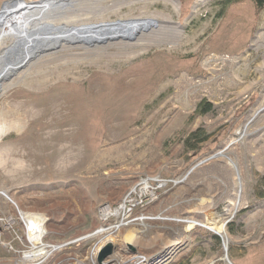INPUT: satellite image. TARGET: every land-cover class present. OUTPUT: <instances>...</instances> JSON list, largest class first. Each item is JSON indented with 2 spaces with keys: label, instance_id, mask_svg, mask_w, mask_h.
<instances>
[{
  "label": "rangeland",
  "instance_id": "obj_1",
  "mask_svg": "<svg viewBox=\"0 0 264 264\" xmlns=\"http://www.w3.org/2000/svg\"><path fill=\"white\" fill-rule=\"evenodd\" d=\"M9 1L0 0V11ZM21 1L37 4L43 0ZM179 1L178 15L166 3L108 0L95 15L112 21L151 18L154 23L137 34L143 36L137 41L113 43L90 55L82 48L50 51L42 56L46 63L34 61L4 83L0 124L13 128L0 131V193L10 195L24 215L44 219L45 234L40 242L32 239L34 247L62 246L51 251L48 260L33 264L95 263L93 250L101 249L106 238L78 240L119 223L114 217L102 220L101 210L117 208L141 180L164 186L158 189L154 205L136 210L131 217L143 216V222L129 224L138 242L162 235V219L179 213L188 207L186 202L201 199L210 190L226 195L225 203L216 209L222 212L234 201L240 178L245 205L235 215L228 213L234 222L239 221V230L233 235L226 231L231 242L227 252L218 238L217 258L223 260L225 254L248 248L253 235L245 224L264 212L258 205L264 188V111L255 119L251 115L264 106V9L257 11L251 0L226 6L221 3L228 0H204L200 5L199 0ZM95 15L74 20H94ZM174 37H179L177 46L168 44ZM151 40L154 43L147 52L121 57ZM73 52L85 56L60 57ZM203 103L211 104L212 110L200 115L196 109ZM249 116L254 122L236 142ZM198 131L209 139L193 150L186 140ZM231 138L235 140L225 159L207 162L187 175L198 161ZM0 216L4 219L0 223V264H17L21 257L17 252L28 251L24 227L28 220L1 194ZM206 217L207 228L199 231L201 236L208 227L217 229L222 224ZM127 227L110 235L118 257L116 262L106 259V264L127 262L134 256L119 246ZM200 238L188 235L185 245L166 249L168 254L158 256L159 261L154 255L161 247L160 239L141 255L153 257L155 264L173 260H177L174 264H191L193 255L209 257L214 252L208 243L197 249ZM255 254L261 258L262 252ZM249 260L254 263L241 257L236 262H258L257 257Z\"/></svg>",
  "mask_w": 264,
  "mask_h": 264
},
{
  "label": "bare ground",
  "instance_id": "obj_2",
  "mask_svg": "<svg viewBox=\"0 0 264 264\" xmlns=\"http://www.w3.org/2000/svg\"><path fill=\"white\" fill-rule=\"evenodd\" d=\"M48 1L49 0H43L40 2H34L37 4H26V3L22 2L21 0H11L7 4L5 3L6 5H4L2 10L0 11V68H1L0 73H4V72L8 73V72H12V71H16L18 73L21 69L25 68L26 66H30L34 61L40 62V63L41 62L42 63L47 62V61H43L42 57H40L39 59L34 60V61H31V59H28L20 69H16V68L12 69L13 67L11 66V63H4L6 54L4 53L3 48H1L3 46V44L9 40H10L9 45L14 44V47H15L14 53H16V54L20 51V49L24 50V48H26L24 51H27V49H29V46L32 45L34 42H38V43L42 42V43H45L42 45V47L45 50H42L40 52V54L46 55V54L50 53V51L52 52L53 50H56V49H61V50L69 49L70 50L73 48H82V49H84V51L86 53H88V55H90V54H93L94 52H97V50L101 51L102 49H105L106 46H110L113 43H115L117 45L118 44L121 45L123 43L122 45H124L128 42H131V41H137L136 40L137 38L143 37L140 34L139 35H137V34L139 32L143 33L144 31L149 30L151 28L152 24L154 23L153 19H148V20L144 19V20L137 21L136 24H128V25L124 24V25H119L116 27L115 26L114 27H108V29H106V30H111V32H110L111 38L101 40V38H100L101 35L99 36L98 34L96 37H90L91 39L94 40V46H92V47L91 46L90 47L84 46V45H82V43H79V42L69 43L68 41L72 40V39H78L79 40V37L77 36L78 34H76V33H73L70 35H65V36L61 35L60 37L55 38L53 40H50V39H40V40L35 39V40H33L34 38H38L40 36V33L31 30L34 26L33 23L41 20V19H39V17L42 18L46 14L45 11L48 8ZM202 1H204V0H199L197 2V4H199V5L202 4ZM197 4L195 5V9L198 7ZM174 10L176 12H178L176 7H174ZM159 23H161V22H159ZM167 24H168V26L174 25L179 30L182 29V27L177 23L168 22ZM160 29H161V27H160ZM130 32H132V34ZM134 32H137V33H134ZM81 34H83V33H81ZM81 34H79V35H81ZM132 37H133V39H131ZM178 39H179V37H174L172 39H169L168 41H170V42H168V44L171 46H177ZM158 41L159 40H156V42H158ZM152 43H154V40L147 41L145 43L143 42V44L142 45L139 44L137 46V49H135L134 51L123 52L122 53L123 55L121 54V57L129 59V57H133L136 55H140L144 52H147V50L149 49V47L151 46ZM255 43H258V37H257ZM174 44H176V45H174ZM22 45L24 46L23 48L21 47ZM96 54H99V53H96ZM101 55L109 56L108 54H102V53L100 54V56ZM59 56L57 58H59ZM63 56H69V57L72 56V58L74 57L76 59L79 57H83L85 55L73 52V53L62 54L60 56V57H62L61 59H63ZM262 69H264V66L262 67ZM13 81H14V79L12 80V82ZM263 111H264V106H262V108H260L257 113L255 110L251 115L253 116V114H255V116L253 117L255 119ZM252 116H249V118L247 119L245 125L243 126L242 134L236 140V142H239L242 139V137L244 136V134L246 132L247 127L254 122L253 120L250 121ZM3 127H4V125L0 124V131H2V130L8 131V130L13 128V126H11V125H8L7 127H4V128ZM18 127H21V125H19ZM234 140H235L234 138H231L225 146H223L222 148H220L216 152H214V154H216V156L211 161L215 160L214 162L218 163V162H216L217 160L220 161V160L225 159L224 156L228 155L227 153L229 152V150L231 148L230 145L232 144V141H234ZM226 147H228V148L226 149ZM230 154H231V152H230ZM227 161L229 162L228 159H227ZM222 164H224V163H222ZM235 188H236V189H234L235 198L233 199L234 201L230 202L229 204L226 205V210L231 215H234V213L238 212L245 205V201L243 199L244 189H243V185L241 183L240 178L238 181V185ZM225 191H226V189H225ZM0 194L2 195V197L3 196L6 197L8 203H10L11 205H15L17 207L18 215H20L22 218H27V220H28L26 223H24V227H25V231H26V238L29 242V243L27 242L26 246H29V247H27L28 251L17 252V254H19L21 256L20 260L17 261V264H33L34 262H39L43 259L48 260L52 255L51 251H53L54 249H57V251L62 249L61 248L62 246L57 247V246H50V245H38V246L34 247V244H33L34 241L32 239L38 240L40 242L41 237L44 236V234H45L44 229H43L42 224H41V222L43 223L44 219L42 217H36L34 215H24L22 212L19 211L18 205L14 202V199L10 195H8L7 193H5L4 195H3V193H0ZM226 194H227V191H226ZM226 198L227 197L223 192L214 194V192H212L210 190L209 193L202 195L201 199L200 198L197 199V197L192 199L191 201H197V202L186 207L185 209H182L177 214H174L170 217L164 218L165 224L163 225L164 227L162 228V230L164 231V232H162V235H157V236L151 237L149 240L140 241V242L136 241L134 239V236L132 235V231H131L132 229H130V225H128V223H127V225L121 224L124 222H121V223L116 224V225H109L104 229L102 228L101 230H97L96 232L89 234V235H86V236L80 238L79 240L78 239L77 240L78 241H84L87 239H92V238L103 236V239L106 238V240H105L106 245L108 243L112 244L111 242L114 240L110 237V235L118 234L120 229L128 226L127 228L123 229L122 237H120L121 243L119 246H120V249L122 251L127 252L126 251L127 249L129 251L128 246L131 245L135 249V253H132V254H134V256L131 257L127 262L123 261L121 263V261H118V264H129V262H131V261L132 262L130 264H155L154 263L155 261L154 262L152 261L153 257L148 258L147 256L141 255V253L150 251L155 246L156 242L160 239L162 241V243H161V247H160L159 251L157 252V254L154 255L155 256L154 258L156 259V258H158V256L164 255V253L167 252V250H165V249H167L168 247L172 248V247H175L178 244H180L181 241L183 240V238L185 237V232L188 229L193 228V227L207 228L206 222H205V220H206L205 217H206L207 212L215 209L219 203L223 202L224 200H227ZM224 203H225V201H224ZM186 204H187V202H186ZM117 212L118 211L113 212V213L117 215ZM101 215H102L103 220L107 219V216H109L108 210L104 209L102 211ZM142 217L143 216L141 215L139 218H137V220L140 219L141 220L140 222H143ZM7 220H8V223H11L13 219L9 218ZM22 225H23V223H22ZM208 230H211L212 232L219 234L223 238V240L225 242L224 250L227 252V247H228L227 243L229 242V239H228V236L226 235L224 224L222 223L219 227H217V229H211L208 227ZM169 234L170 235L172 234V235L170 236ZM105 244H103L102 247L106 246ZM101 249H99L98 251L93 250L94 252L92 253L91 260H95L98 252ZM114 250H115V248H114ZM113 255H114V253H113ZM117 257L118 256H115V255L113 257L111 256V258H112L111 262H116ZM114 258H116V259H114ZM118 260H119V258H118ZM157 260H159V258ZM92 264H95V263H92Z\"/></svg>",
  "mask_w": 264,
  "mask_h": 264
},
{
  "label": "water",
  "instance_id": "obj_3",
  "mask_svg": "<svg viewBox=\"0 0 264 264\" xmlns=\"http://www.w3.org/2000/svg\"><path fill=\"white\" fill-rule=\"evenodd\" d=\"M107 1L108 0H49L48 8L45 11L46 14L42 18L39 17V19L41 20L33 23L34 26L31 30L40 33V36L38 38H34L33 40L35 39L53 40L55 38L60 37L61 35L65 36L76 33L78 34L77 36L79 37V40L72 39L68 41L69 43L79 42L82 43V45L84 46L92 47L94 46V40L91 39L90 37H96L98 34L99 36L101 35L100 36L101 40L111 38L110 36L111 30H106L108 29V27H114V26L116 27L124 24L126 25L136 24V22L139 20L149 19V18L125 17V19L119 18L117 20L112 21L109 19H104L98 15H95L99 12V10L102 9L103 5ZM151 1L153 3L169 4L173 8V10L174 7H176L178 11L176 13L179 15V10H180L179 0H151ZM117 3H115V5H117ZM92 15H95L94 20H90V19L74 20V18H84ZM130 33L132 34V32ZM131 39H133V37ZM9 44L7 47L4 46L3 48V51L6 54L4 63H11V66L13 67L12 69L14 68L20 69L28 59L34 61L45 55V54H40L42 50H45L42 47V45L45 43L42 42L41 43L34 42L32 45L29 46V49H27V51H24L26 48H24V50L20 49V51L17 54L14 53V49H15L14 44L12 45ZM21 47L23 48L24 46L22 45ZM107 47L108 46H106L105 48ZM16 73H17L16 71H12L8 73L6 72L0 73V94L4 89L3 88L4 83L7 82ZM227 148L228 147H226V149ZM215 156L216 154L213 153L209 157L198 161L190 169L187 175L199 169L207 162H210L213 158H215ZM229 162L231 164L232 169L236 170V165L230 160ZM214 166L217 167L215 164ZM196 202L197 201L189 200L187 204L188 206H190ZM236 213H234V215ZM128 248L131 253H135V249L133 248V246L129 245ZM113 253H114V246L108 243L106 246L102 247V249L98 252L97 257L95 259L96 260L95 263L106 264L105 263L106 259L113 256ZM223 260L227 264H231V262L227 258V254H225Z\"/></svg>",
  "mask_w": 264,
  "mask_h": 264
},
{
  "label": "crops",
  "instance_id": "obj_4",
  "mask_svg": "<svg viewBox=\"0 0 264 264\" xmlns=\"http://www.w3.org/2000/svg\"><path fill=\"white\" fill-rule=\"evenodd\" d=\"M261 191L263 192V194L260 193L258 195V205L260 206V208H262V207L264 208V188H262ZM218 208H219V206H218ZM218 208L216 207L214 210L208 211L206 214V216H207L206 218L209 219V221L213 222V223H217V224L223 223L224 226L226 227L225 232L227 231L228 233H230L232 235L235 234V232H237L239 230V221L234 222L233 217L232 218L229 217V215L227 214L228 212L225 211L226 209L222 210V212H220L219 210L216 211V209H218ZM263 213H264L263 211H262V214L259 212V215L257 216L256 220L255 219L247 220L248 222L245 225H247L248 229H250V228L252 229L253 238L251 241H249L247 243L248 248L244 247L245 250L235 251V252H231V253L227 254V258L231 262V264H239L236 262V259L240 258V257L243 258L244 260L247 259L248 261H250L249 259H256V257H257V259H258L257 264H264V216H263ZM164 220L165 219L162 220L163 223H164ZM201 230H203V228L198 227L192 231L193 233L190 232V233L186 234L185 237L183 238V240L181 241V243L178 245H181V246L185 245V243L183 241L186 240L188 235L198 234L201 237L200 238L201 243L196 244L197 249L201 250L207 243L212 245L215 249H214V252L211 253V256H209V257H207V255H205V256L200 255V257H196L195 255H193L191 264H224V263H226V262H224V260L217 258V255L219 254V251H220V242L218 241V238H221L222 240H223V238L220 237L219 234H216V233H214L208 229H207L208 231L206 230V232H204L205 235L201 236L202 232L199 234V231H201ZM228 239H229V236H228ZM202 242H204L205 244H202ZM223 242H224V240H223ZM182 243H184V244H182ZM224 244H225V242H224ZM228 244H231L230 240L227 243V246H228ZM167 249L170 250L171 247H168ZM260 251L262 252L261 258H260V255L256 256V254H255V252H260ZM176 262H177V260H173L172 262L168 261L165 264H170V263L174 264ZM251 263H254V262H251Z\"/></svg>",
  "mask_w": 264,
  "mask_h": 264
},
{
  "label": "built area",
  "instance_id": "obj_5",
  "mask_svg": "<svg viewBox=\"0 0 264 264\" xmlns=\"http://www.w3.org/2000/svg\"><path fill=\"white\" fill-rule=\"evenodd\" d=\"M162 186H164V184L152 186V184L148 183L147 180H141L137 185H135L130 191L126 193V195L123 197L122 202L117 208H114L112 210L109 206L104 207L100 212V216L102 217V211L104 209H107L109 214L107 218L114 217L116 219H119V223L124 222L121 224L127 225L128 223L129 225L135 222L138 218H131L136 210L139 209V211H145L155 204L156 200L158 199V189ZM116 211H118L117 215L113 213ZM1 217L2 216H0V223L4 222L3 217ZM105 220L106 219H104V221ZM166 254H168V252L164 253V255Z\"/></svg>",
  "mask_w": 264,
  "mask_h": 264
},
{
  "label": "trees",
  "instance_id": "obj_6",
  "mask_svg": "<svg viewBox=\"0 0 264 264\" xmlns=\"http://www.w3.org/2000/svg\"><path fill=\"white\" fill-rule=\"evenodd\" d=\"M242 0H228L226 2H222L221 5L226 6L232 3H238ZM256 8L257 11H261L264 9V0H251ZM212 110V105L209 103H203L196 109V113L200 115H205ZM201 132L192 133L186 140V145L193 150L198 149V145L200 143H204L209 139V136L204 135L203 137L200 136Z\"/></svg>",
  "mask_w": 264,
  "mask_h": 264
}]
</instances>
